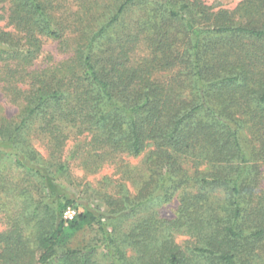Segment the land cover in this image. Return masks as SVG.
Returning <instances> with one entry per match:
<instances>
[{
	"label": "trees",
	"instance_id": "obj_1",
	"mask_svg": "<svg viewBox=\"0 0 264 264\" xmlns=\"http://www.w3.org/2000/svg\"><path fill=\"white\" fill-rule=\"evenodd\" d=\"M3 2L0 88L18 113L0 124V264H253L264 242V0L234 12L202 0ZM45 39L69 56L40 66ZM71 136L90 172L142 154L144 170L126 169L79 212L50 191L68 177ZM94 228L100 240L75 242ZM185 234L191 249L176 242Z\"/></svg>",
	"mask_w": 264,
	"mask_h": 264
},
{
	"label": "rangeland",
	"instance_id": "obj_2",
	"mask_svg": "<svg viewBox=\"0 0 264 264\" xmlns=\"http://www.w3.org/2000/svg\"><path fill=\"white\" fill-rule=\"evenodd\" d=\"M206 6L212 8V11H229L234 12L236 9H239L243 0H202ZM238 15V14H237ZM7 16V6L4 4L3 0H0V28L3 30H10L7 27L6 22ZM239 18V17H238ZM69 53L66 50H62L59 47L57 42H53L49 39H45L42 53L38 58L37 63L40 66H44L51 62H57L60 60H64L69 56ZM2 70V65L0 64V72ZM3 73V72H2ZM2 73H0L2 75ZM18 107L9 100L5 92L0 88V124L2 122L7 121L8 119L14 118L18 111ZM15 119V118H14ZM66 144L65 149L62 151L61 161L65 164L68 177L65 179L64 177H59L60 179L55 182L52 189L50 191L55 192L57 196H65L66 198L75 201L79 205L77 211H82V205H86L91 208H97L99 204V200L96 195H93L94 190L99 191H107L109 193L114 192V186L119 183L121 178H126V169H132L134 174L136 172L144 170V159L145 155L142 154L137 158L132 157H119L115 160L113 164H105L103 167L98 169L96 172H90L86 167V156L82 155L76 158V141H74L73 137H70ZM38 151L45 156V149L43 146L37 143ZM259 193L264 190V163L259 162ZM8 168V167H6ZM131 172V173H132ZM125 174V176H123ZM123 176V177H122ZM66 177V176H65ZM103 178H108L112 181L110 187L104 188L102 185ZM128 179V178H127ZM126 186L129 188L131 193H135L134 186H131V180L127 181ZM57 185V186H56ZM100 206V205H99ZM177 207V202H172L161 209H159V213L162 218L171 219L175 217V210ZM72 208V207H71ZM101 209V207H100ZM62 219V218H61ZM7 220L4 223H0V234L5 231ZM6 224V225H5ZM101 239V233L97 231L96 228L93 230H87L85 232H81L77 235L75 242H86L91 240ZM177 244H179L182 248L191 249L193 241V237L190 235H180L176 239ZM98 258L104 262L103 257L97 254ZM253 264H264V242L257 250L256 256L254 257Z\"/></svg>",
	"mask_w": 264,
	"mask_h": 264
},
{
	"label": "built area",
	"instance_id": "obj_3",
	"mask_svg": "<svg viewBox=\"0 0 264 264\" xmlns=\"http://www.w3.org/2000/svg\"><path fill=\"white\" fill-rule=\"evenodd\" d=\"M75 217H76V211L71 207H67L61 213V218L65 222L72 221V220H74Z\"/></svg>",
	"mask_w": 264,
	"mask_h": 264
}]
</instances>
